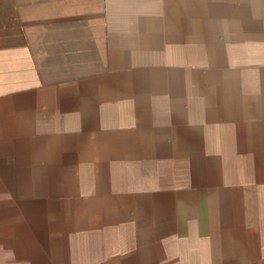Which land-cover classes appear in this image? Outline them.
Wrapping results in <instances>:
<instances>
[{
    "label": "crops",
    "instance_id": "crops-1",
    "mask_svg": "<svg viewBox=\"0 0 264 264\" xmlns=\"http://www.w3.org/2000/svg\"><path fill=\"white\" fill-rule=\"evenodd\" d=\"M241 233L264 0H0V264L236 263Z\"/></svg>",
    "mask_w": 264,
    "mask_h": 264
},
{
    "label": "rangeland",
    "instance_id": "rangeland-1",
    "mask_svg": "<svg viewBox=\"0 0 264 264\" xmlns=\"http://www.w3.org/2000/svg\"><path fill=\"white\" fill-rule=\"evenodd\" d=\"M247 228L248 229H246V230L251 231L253 227L252 226H248ZM246 230L245 229L242 230V233H245ZM233 239L234 238H229V240H233ZM236 240L240 241L241 243L243 241L242 245H236L237 248L242 249L241 252L237 251V253H236L237 256H239L240 258L237 260L236 263L235 262H230V263H227V264H251V261H258L256 263L264 264V252H261V250H264V238H262V237L255 238L254 245H252L251 247L250 246L248 247V244L246 242V241H248V238H246L245 235H243V234H242V236L240 238H237ZM257 249L260 250V253H256L255 252ZM228 257L230 258L228 260L234 259L233 253L229 254Z\"/></svg>",
    "mask_w": 264,
    "mask_h": 264
}]
</instances>
